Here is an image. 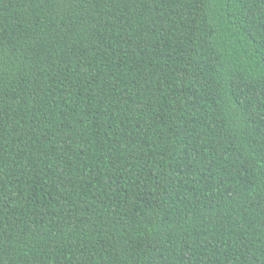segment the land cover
<instances>
[{
  "label": "trees",
  "instance_id": "1",
  "mask_svg": "<svg viewBox=\"0 0 264 264\" xmlns=\"http://www.w3.org/2000/svg\"><path fill=\"white\" fill-rule=\"evenodd\" d=\"M0 264H264V0H0Z\"/></svg>",
  "mask_w": 264,
  "mask_h": 264
}]
</instances>
